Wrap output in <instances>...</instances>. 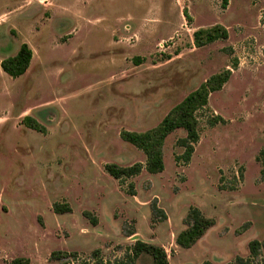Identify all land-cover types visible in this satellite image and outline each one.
Here are the masks:
<instances>
[{
    "label": "rangeland",
    "instance_id": "374dc122",
    "mask_svg": "<svg viewBox=\"0 0 264 264\" xmlns=\"http://www.w3.org/2000/svg\"><path fill=\"white\" fill-rule=\"evenodd\" d=\"M224 2L0 0L9 16L0 19V64L24 43L34 52L17 79L0 66V264H152L127 259L138 240L163 247L170 264L235 263L257 240L253 264H264V0ZM218 26L228 39L197 47L195 32ZM112 53L130 68L129 84L114 89ZM228 70L197 114L189 164L176 161L179 129L165 140L162 173L144 168L123 184L107 173L110 164L145 167L123 132L156 128ZM55 204L71 211L55 213ZM192 207L213 225L183 249L176 237Z\"/></svg>",
    "mask_w": 264,
    "mask_h": 264
},
{
    "label": "trees",
    "instance_id": "16d2710c",
    "mask_svg": "<svg viewBox=\"0 0 264 264\" xmlns=\"http://www.w3.org/2000/svg\"><path fill=\"white\" fill-rule=\"evenodd\" d=\"M224 3L226 5L227 0ZM221 39H228L227 30L221 26L209 30L201 29L194 34L197 47H204L209 43H214ZM32 59L33 51L28 44L24 43L15 56L4 59L0 66L6 74L17 79L28 71ZM140 61L139 59L137 60L138 63ZM230 76L231 71L228 70L224 74L211 77L198 89L186 96L181 103L176 105L156 128L144 133L123 132L121 135L123 141L133 145L145 154V167L141 163H136L129 167L110 164L105 167L107 173L122 184L126 179L139 176L144 168L151 175L162 173L165 169L163 158L165 140L171 133L179 129L186 132V137L178 140V146L183 148L184 152L182 155L176 156V161L189 164L195 152V145L200 141L199 119L197 114L199 111L208 107L210 94L220 91L229 81ZM25 121L29 122L28 124L31 129L39 130V126L33 122L31 117L25 118ZM215 124V122L212 123V125ZM259 159L262 163V175L264 177V149ZM129 194L135 196L132 192H129ZM54 211L55 213L63 214L70 212L71 208L70 206L55 204ZM92 223L93 225H97V219L94 218ZM186 225L187 228L181 231L176 237V243L183 249H190L205 235L207 230L213 225V221L206 218L198 208L192 207L186 217ZM129 235H134V232ZM260 249L261 243L259 241L255 240L251 242L250 258L244 259L238 257L235 263L231 264H253V260L259 255ZM96 253H99V250ZM56 255L61 257L76 256L75 253L54 252L51 258L54 259ZM142 255L149 256L152 259V264H170L168 255L163 247L138 240L134 247L127 253V259L131 263H134ZM10 264H30V261L26 258H18ZM80 264L88 263L83 262ZM205 264L210 263L207 262Z\"/></svg>",
    "mask_w": 264,
    "mask_h": 264
},
{
    "label": "crops",
    "instance_id": "0c3cea01",
    "mask_svg": "<svg viewBox=\"0 0 264 264\" xmlns=\"http://www.w3.org/2000/svg\"><path fill=\"white\" fill-rule=\"evenodd\" d=\"M4 17H6L7 19L9 18V16L7 14H3V15L0 16V19H2ZM3 24H6V22H2V25ZM33 57H34V52H33ZM108 58L109 59H108L107 62H109L111 65H113L115 67H118L119 70L113 76H111L110 79L107 80L106 83H109V85L112 87V89H114V86H117L119 84H127L128 85L129 83L127 82V73L130 72V68L129 67H124V66H121V65L115 63L116 60H117V57H116V54L115 53H112V55L111 56H108ZM135 77H137V75ZM130 83H132V82H130Z\"/></svg>",
    "mask_w": 264,
    "mask_h": 264
}]
</instances>
